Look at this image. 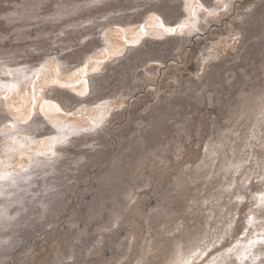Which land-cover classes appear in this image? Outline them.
Wrapping results in <instances>:
<instances>
[{
    "label": "rangeland",
    "instance_id": "374dc122",
    "mask_svg": "<svg viewBox=\"0 0 264 264\" xmlns=\"http://www.w3.org/2000/svg\"><path fill=\"white\" fill-rule=\"evenodd\" d=\"M68 1L43 0L37 5L39 0H0V35H7L0 51L15 50L10 60H0L2 193V184L12 175L27 174L36 161L59 159L60 149L69 146L73 136L90 132L88 127L97 129L113 113L127 112L113 132L140 113L148 118L161 99L181 96L186 79L201 83L213 64L221 65V72L232 64L235 67V76L225 82L227 89L215 94L231 103L220 111L216 103L193 99L195 105L188 106L185 114L186 129L179 130L181 123L173 125L172 134L163 136L168 138L164 147L156 146L133 172L114 175L105 171L121 148L116 138V148L99 164L85 166L89 175L83 178L87 171L83 175L80 171V181L58 196V214L42 211L41 218L27 220L31 225L22 234L28 241L0 259V264H23L33 249L38 253L31 264H63L57 258L59 248L74 254L85 251L86 259L78 264H264V254L253 261L249 256L241 261L238 255H252L258 246L264 248V0H190L189 8L186 0H78L77 5L90 4L73 18L91 14L97 18L71 26L67 22L72 17L55 19L62 7L76 4ZM35 6L41 17L6 20L5 13L21 8L32 12ZM163 6L172 8L176 16L166 19L162 11H147ZM120 7L124 9L108 15L130 17L104 31L92 24L103 20L98 16L106 10ZM23 20L30 24L24 27ZM75 25L79 27L74 32L62 33ZM244 26L248 28L245 32ZM89 30L94 33L83 36ZM167 39L182 43L175 47L165 44ZM250 45L255 58L242 55ZM147 47L156 50V55L159 50L163 59L145 61L142 54L129 58L131 49L149 50ZM65 55L70 56L66 64L59 60ZM241 64L248 65L239 67ZM250 67L253 69L247 74ZM19 71L24 73L18 79ZM237 76L243 82L232 83ZM97 77L98 84L106 86L103 92H93L90 87ZM54 86L61 93L73 94L72 102L64 105L54 98L50 93ZM95 95L112 97L94 99ZM140 98L144 102L132 115ZM46 101L58 104L62 111H55ZM20 110L31 113L26 124L14 119L24 117ZM36 115L45 117L44 126L50 132L57 125L63 132H27L23 126L31 124ZM10 123L14 128L8 127ZM132 158L120 163L129 168L135 161ZM85 161L81 158L77 166ZM138 202L139 211L127 219ZM78 213L81 219L73 224ZM49 235L57 238L59 247L55 239L46 240ZM69 239L73 243L68 247ZM73 260L75 257L65 259L64 264Z\"/></svg>",
    "mask_w": 264,
    "mask_h": 264
},
{
    "label": "bare ground",
    "instance_id": "6f19581e",
    "mask_svg": "<svg viewBox=\"0 0 264 264\" xmlns=\"http://www.w3.org/2000/svg\"><path fill=\"white\" fill-rule=\"evenodd\" d=\"M71 1L73 2V0H71ZM98 1L101 3L104 0H98ZM187 1H190V0H186V2H185L186 8H189ZM41 2H43V0H39V2L36 4L38 5ZM76 2L78 3V0L74 1V3H76ZM77 3L75 5L73 3H71L74 5V7H72V8H68L69 5L67 6L66 9L64 7H62V9L59 12V17H57L55 19L61 20V18H64V17H66V18L72 17L74 14L76 15V13L87 8V6L90 4V2H89L87 4L81 5L80 4L81 2H80L78 5H81V6H78ZM123 9H124L123 7L122 8L121 7L116 8V9H113V8L108 9V10H106V12H104L100 16H98L99 18H104L103 20L94 21V22L92 21L93 22L92 24L95 25L97 28H101L102 31H104V30H106V28L110 24L117 22V21L118 22L122 21V20H124V18L130 17V14L129 15L128 14L127 15L126 14L125 15L124 14L108 15V13H107V12H112V11L117 12V11L123 10ZM37 10H39V7L35 6L34 11L32 10V12H24L25 8H21L15 12L5 13L6 20L14 21V20H17L19 18H25L24 20H26V19H34V18L41 17V14L38 13ZM151 10L160 11V12L162 11V13L165 15L166 19H171V18L175 17L177 14V13H174V10H172V8L170 9L169 7H166V6L165 7L163 6L160 8L152 7V9L149 8V10H147V11H151ZM258 12L261 13V11H258ZM93 17H96V15L91 14L87 17H83V16H80L77 18L72 17L71 20L68 19L67 24L69 26L74 25V24H78V25L84 24L86 21H89ZM42 19L45 20L44 18H42ZM42 19H40V20L42 21ZM144 19H146V17H144ZM22 24L25 27V26L29 25L30 23H26L24 21V22H22ZM248 24H250V23H248ZM77 27H79V26L75 25L73 30H69V31L62 30V33L69 34L71 32H74ZM242 28L244 29V32H245V30L247 31V29H248L247 26L246 27L244 26ZM45 31H47V30H45ZM102 31H101V33H102ZM38 32H40V31H38ZM1 33H2V31H1ZM21 33H22V31H21ZM41 33H42V30H41ZM92 33H94V32L92 30H89V32L87 31V33H84L83 36H86V35H89ZM160 33L165 35L163 32H160ZM25 34H27V33H25ZM6 37H7V35H4V34L0 35V48L6 46L3 44V41L6 39ZM58 37H59V34H58ZM69 39H71V38H69ZM136 42H138V40H136ZM168 43H172L176 47L178 44L182 43V40L180 41V40H176V39L175 40H170V39L168 40L167 39L165 41V44H168ZM122 48H123V46H122ZM150 49L144 50V51H140L137 49H135L133 51L131 49L130 50L131 53H130L129 58L131 59V56H133V55H135L133 57L140 58L139 55L142 54L143 56L141 57V59L143 57H146V58H144L145 61L146 60L150 61V60H162L163 59V54L159 53V50H158V53L156 55V53H155L156 50L154 49L155 51L152 52V51H150ZM21 50H22V48H21ZM252 51H253L252 45H250L248 50L246 52H244L242 55L245 58H248V57L250 58V56L253 54ZM16 52L18 53V51H16ZM253 52H255V51H253ZM14 53H15V50H14V52H12V51L1 52L0 51V60H6L9 58H12V54H14ZM68 56L69 55H65L62 58L60 56L59 60H62L64 62V64L69 63L68 60L70 58L68 59L67 58ZM252 57L255 58L254 55H252ZM133 61H135V60H133ZM247 65L248 64H241V65H239V67H246ZM106 69L109 70V67L105 66L104 70L106 71ZM221 69H222L221 65L213 64L212 69L205 73L204 79L201 81V83H198L195 79H192V78L186 79L184 82V89L182 91L181 96L175 100L161 99L159 101V103H157L158 105H156L155 108L153 110H151L152 112L150 111L151 114L149 115L148 118L141 116L142 114L140 113L139 115L133 116L125 125H123V126L120 125L119 127H117V130L115 132H113L114 125L121 122L124 119V117L127 115V112L121 111V112L113 113V116L111 115V117H106L100 122V126L97 129H95L96 131L92 130L91 128L88 127V130L90 132L81 131L80 135H78L76 137L73 136V139L70 140V145L67 147L62 146V148L60 149V151L62 153V157H59V159H56L53 162H51V161H36L34 163L33 169H30V171H28L27 174L18 173V176L12 175L11 180L9 179L7 182L2 184L3 193H2V191H0V193H2V195L0 197V259H2V258L5 259L6 257L11 256L13 254L14 250L18 247V245L22 244L25 241L26 242L28 241L27 237L24 238L25 233L23 230L27 229L28 226L31 225V222H30V224L27 223V220L31 216H34L35 219L41 218L43 216V215H41L42 211L43 212H50V213H52V215H53V213H57V214L59 213V211H58L59 209L57 210V204L59 202L57 203V200H56L58 198V196L59 195L61 196V194L65 193V191L68 189V187H71V188L74 187L77 184V182L80 181V178H82L81 175H83V173H84L83 171H87V172H85V175H83V178L87 177L89 175V171L86 170L87 168L84 169V167L87 165L88 166H95V165L99 164L101 162V160L103 158H105L112 151V149L116 148V146H117L116 145V138L119 140L121 148L118 151L119 152L118 155L116 154L117 155L116 158L107 165V167L105 168V171H107L108 173L114 172L115 173L114 175H117L119 172H121V173L133 172L138 167V163L143 158H145L150 151H153V149L156 146H158L159 144L162 145V144H166L168 142V138H165L163 136L164 135L169 136V134L173 131V129H172L173 125H177V124L181 123L182 125L180 127H178L179 130H185L186 129V126L184 124L186 123L185 121H186L187 116L185 114L188 113V110H187L188 106L195 105L194 104L195 101H193V99L208 100V103L212 104V105L214 103H216L217 105H220V107H219L220 109L219 108L218 109L220 111H222L221 108H223V106L226 104H230L231 101L230 100L226 101L223 98H216L215 94L221 90L227 89L225 82H227L228 79L235 76L234 72L236 70H235V67H233V64L230 67H226L224 69V71H222V72L220 71ZM252 69L253 68L250 67V69L248 71H246L247 74H249L250 71H252ZM17 70H18V68H17ZM21 70H23V69L21 68ZM228 71H231L232 73H230L228 76H226L227 75L226 73H228ZM263 72H264V70H263ZM22 73H24V71L17 72L16 75H17L18 79ZM103 77H102V79H103ZM99 78L98 77H97V79L92 78V85H90V87H91V89H92V87H94L93 92H99V91L103 92V90L106 87V86L103 87V86L98 84V81L100 80ZM128 79H129V77H128ZM239 82H243V80L239 76H237L235 81L232 83L237 84ZM219 84H220V87H218ZM98 85H99V87H98ZM19 88L20 87H18V89ZM86 89H87V85H86ZM59 91H62V90H59V88L57 86L56 87L54 86V89H51L50 93L52 94V96L54 98H56L58 101L62 102V104H64V105H67L68 103L70 104V102H72V100H73L74 95L73 94L70 95L67 93L64 94V93H61ZM82 92H84V89H82ZM70 93H72V92H70ZM108 93L109 92H107L105 94H108ZM92 95H94V93H92ZM95 97H98V96L95 95L94 99H95ZM108 97H112V96L103 95L102 97H98L97 99H100V98L108 99ZM87 100H88L87 102H89V103L94 102L91 99H87ZM98 102L100 103V101H98ZM142 102H144V101L142 98H140L139 100H137L135 102V104L133 103L134 106L132 107L133 110L131 111L132 115H135V113H137L135 110H138L136 108H139L140 104ZM1 110H2V108L0 107V116H2ZM21 110L24 111L23 109H21ZM21 110L19 112L25 118L29 114H31V113H29V111H27L26 113H23V112H21ZM33 111H34V105H33ZM33 111H32V113H33ZM104 111L105 110H101L100 113H102ZM45 115L48 116L46 113H45ZM56 120L58 121V119H55V122H57ZM139 120H141V121H139ZM62 121H64V119H62ZM170 122H171V124H170ZM45 124H46L45 117L43 115H41V116L36 115V117H34V120L31 122V124L23 126V128L27 132L36 133V131H38V130L40 131L42 129L43 130L44 129L49 130L50 127H45L44 126ZM54 124L56 125V123H54ZM61 124H63V123H61ZM57 126L58 127L53 128V131L50 132V130H49L48 133L49 132L50 133H57L58 131H59V133L63 132V129L60 128L61 125H57ZM65 126H66V128L69 127L67 125H64L62 127H65ZM190 126L191 125H189V127ZM136 131H139V132H136ZM39 133H41V131ZM46 133L47 132H42L41 134H46ZM8 137H9L8 135L5 136V138H7V139H8ZM70 146H72L73 148H71ZM139 148H142V149L139 150ZM128 149H130L133 153L132 152L128 153V151H127ZM156 152H157V150H156ZM129 157L135 158L134 159L135 161L128 168L127 166H124V163H126V161H128L126 159H128ZM78 158H80V159L82 158V160L86 159V161L84 163H82V166H79V167L77 166L78 162L80 161V159L78 160ZM122 159H125L124 163L123 162L120 163L122 161ZM115 161H117V162L114 163ZM72 164H74V165H72ZM80 171H81V173L82 172L83 173L81 174ZM4 176H5V173H3V177ZM70 181H73V182L69 183ZM32 201H35V203L31 207L30 204ZM29 206L31 208H29ZM36 207L38 208V210H34V209H36ZM139 208H140V204L138 202L131 209L132 215L128 216L127 219L133 217L139 211ZM79 214L80 213L76 214V216L72 219L73 224L74 223L76 224L77 221H79L81 219V217H79ZM50 215L51 214H49V216ZM22 232L24 234H22ZM49 239H55V238L53 236L49 235V237L46 240L48 241ZM55 240H56V243L59 247V244H60L59 241L57 240V238ZM72 243H73V241L69 239V243L66 246L69 247V245ZM24 244H26V243H24ZM258 247H260V246H258ZM258 247L251 251L252 255H249V253H247V252H243L242 254H240V253L238 254V252H237L240 260L243 261V259H245L247 256H249V259H251L253 261L259 255L264 254V248H262V247L258 248ZM61 250H62V248H59L57 250L58 254H59L57 256V258H58V260H61L63 262V264L65 263V259H68L70 257H75V260H73V262L70 264H78L79 262H82V261H84V259H86L85 258L86 256L84 253L85 251L80 252L79 254H74L69 249L65 252H62ZM37 253H38V250L33 249L32 252L30 253L29 257L26 256L27 259L24 260L23 264H31V259L34 258ZM60 264H61V262H60Z\"/></svg>",
    "mask_w": 264,
    "mask_h": 264
},
{
    "label": "snow or ice",
    "instance_id": "6c2138e0",
    "mask_svg": "<svg viewBox=\"0 0 264 264\" xmlns=\"http://www.w3.org/2000/svg\"><path fill=\"white\" fill-rule=\"evenodd\" d=\"M161 27H163V24H161ZM166 31H171V29H166ZM32 102H33V104L35 103V90H33V101ZM46 103H50L51 104V107L54 108L55 111H57V112L62 111V109L60 108V106L58 104H55V103L50 102V101H46ZM41 111H43V107L41 108ZM14 119L19 120L20 123L26 124L28 122V120L31 119V114H29L26 118L25 117H15ZM8 127L14 128V124H11L10 123L8 125ZM53 139L54 140H58V138H55V137ZM50 151H51L52 157H55L56 156L55 151H52L51 149H50ZM0 179H3V173L2 172H0ZM230 251H231V249H229V252ZM193 255H195V253H193Z\"/></svg>",
    "mask_w": 264,
    "mask_h": 264
}]
</instances>
